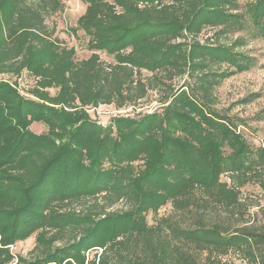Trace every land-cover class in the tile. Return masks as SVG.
<instances>
[{
  "label": "trees",
  "instance_id": "obj_1",
  "mask_svg": "<svg viewBox=\"0 0 264 264\" xmlns=\"http://www.w3.org/2000/svg\"><path fill=\"white\" fill-rule=\"evenodd\" d=\"M83 1L78 26L92 53L76 60L46 23L63 0H0V73L28 70L41 102L9 97L14 90L0 84V264H204L187 246L209 255L242 249L264 264V249L254 248L264 234L252 227L147 219L168 202L193 206L197 190L237 210L249 170L264 164L263 148L238 183L221 180L223 146L233 147L238 171L246 144L214 108L222 80L258 64L237 48L264 37V0ZM154 95L155 110L122 114ZM101 104L119 110L107 125L88 113ZM33 122L48 132L32 133ZM71 126L79 128L76 155L54 142ZM121 199L126 209L109 210ZM33 234L29 256L14 261L11 246Z\"/></svg>",
  "mask_w": 264,
  "mask_h": 264
},
{
  "label": "rangeland",
  "instance_id": "obj_2",
  "mask_svg": "<svg viewBox=\"0 0 264 264\" xmlns=\"http://www.w3.org/2000/svg\"><path fill=\"white\" fill-rule=\"evenodd\" d=\"M244 1L242 0V2ZM63 3V9L49 15L46 23L55 28L53 37L59 40L62 45L74 47L76 60H81L92 53L88 48V36L78 26V18L85 12L87 3L83 0H63ZM211 33V29H206L199 35V38L204 40ZM237 49L255 57L258 64L249 70L236 72L224 78L214 91V108L218 111L223 126H227L231 131L237 133L239 140L246 144L239 148L241 149L239 154L241 161L238 162V171L232 168L235 165L232 162L233 147L228 143L223 146V165H225L226 171L221 174V180L230 185H233L234 181L238 183L237 173H242L244 168L252 165V160L259 159L260 150L264 148V37L252 38L248 44ZM99 53L102 60L113 61V56L102 51ZM36 79L26 69L19 76L11 73H0V84H9L10 88L14 90L13 95L9 97L17 99V96L20 95L24 100L40 102L30 93L36 84ZM49 90L55 94L57 89L50 88ZM5 91L7 94L10 93L8 88H5ZM154 99H156L155 95L148 100H143L137 107L126 106L121 112L122 114L136 115L138 112L153 111L158 107V103ZM6 113L3 112L4 115ZM88 113L92 119L107 125L114 115L119 114V110L112 104H101L97 107H90ZM68 129L69 132L63 141L52 139L56 146L61 149L67 148L72 155H76L72 149L76 147L78 151L79 128L71 126ZM29 130L38 135L47 133L48 127L43 122H33L29 125ZM83 153L85 154L84 150ZM142 163L141 160L136 162L139 168L142 167ZM69 165L72 166V164ZM253 167L254 169L251 168L250 170L248 168L250 175L253 176L239 188L241 205L237 210L228 209L215 200L205 199L201 191L197 190L195 196L192 197L195 201L193 206L177 210L171 202H168L161 206L156 213L149 212L147 214L149 224H155L160 218L169 217L184 226H192L198 222L207 226L218 223L226 232H234L238 228L247 226L264 234V164L262 162L255 163ZM254 171H257V174L256 172L254 174ZM98 201L100 206L103 201L100 198ZM127 207L128 203L121 199L109 207V210L126 209ZM35 243L36 235L33 234L12 245L11 251L16 255L14 261H17V256H29V252L34 248ZM254 246L255 249H264V242L258 241L254 243ZM186 248L191 250L196 257H199L204 264H253L251 256L242 249H231L226 253L209 255L207 250L200 251L193 246ZM95 252L96 250L90 251V256Z\"/></svg>",
  "mask_w": 264,
  "mask_h": 264
}]
</instances>
